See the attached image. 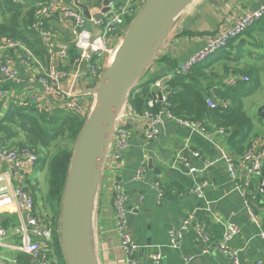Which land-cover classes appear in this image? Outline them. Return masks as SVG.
<instances>
[{"label": "built area", "instance_id": "2783aa9c", "mask_svg": "<svg viewBox=\"0 0 264 264\" xmlns=\"http://www.w3.org/2000/svg\"><path fill=\"white\" fill-rule=\"evenodd\" d=\"M29 1L34 2L36 8L33 29L38 33L42 47L49 57L48 63L44 65L21 41L1 39L0 104L8 99L5 87L18 81L21 67L30 72L31 81L42 87V93H32L24 97L17 95L11 102L22 106L33 105L39 114L68 111L86 117L94 103V92L102 71L112 61L123 35L138 14L144 0H106L107 11L102 13L101 11L105 8L103 6L105 0H103L101 6L90 9L91 15H102L99 21L87 20L74 4L68 5L63 0ZM13 2H21V0H13ZM263 15L264 1L256 10L243 11L231 27L216 31L208 37L202 49L180 63L170 74L153 81L150 89L154 97L147 102L148 110L139 114L127 102L120 113L104 167L110 172L109 188L113 195L112 206L115 212L116 231L121 241L123 264H137L135 254L139 246L134 242L128 230V217L131 213L128 208L129 195L114 170L123 162L124 154L129 148L132 124L136 121L141 123L139 133L145 142L152 141L159 136L164 119L174 121L177 125L204 137L208 136L210 131L224 136L223 129L204 128L200 123L174 117L169 112V105L166 102L170 91L167 83L176 74H188L195 66L216 57L228 47L232 40L243 36L249 28L256 25ZM58 29L62 31L61 36L56 33ZM83 80L85 85L82 83ZM237 80L233 77L225 80V83L232 86ZM206 104L211 109L219 105L224 109L228 107L227 102L218 104L214 98H207ZM156 106L158 108L154 110ZM219 150L230 179L235 180L237 171L233 154L222 148ZM194 156L199 157V154L195 153ZM37 161L36 154L24 148L10 147L0 134V213L14 214L17 218L12 233L0 224V251L6 250L27 255L32 261L29 264H56L52 257L54 229L43 219V214L37 209L31 191L27 187V178L34 172ZM241 162L248 164L247 186L250 181H254L259 194L264 197V155L255 152L250 147L242 155ZM183 166L190 175H198L201 172L186 160H183ZM146 174L147 163L144 160L140 162L133 181H142ZM206 186L207 183L197 182L191 193L201 199ZM242 198L257 228L259 238L264 241V227L246 201V192L242 194ZM190 228L197 232L200 241L204 244L208 243L209 239L203 234L201 226L193 215H190L182 220L180 230H169V248L179 251L183 235ZM238 232L236 227L230 226L214 248L204 252L206 254L212 251L219 252L225 254L232 264H241L239 252L231 251L229 246ZM14 241L20 244L14 245L12 243ZM150 260L153 264H160L162 261L160 251L151 253ZM192 260L193 257L184 258L187 264ZM0 261L27 264L17 257L7 255H0Z\"/></svg>", "mask_w": 264, "mask_h": 264}, {"label": "crops", "instance_id": "0c3cea01", "mask_svg": "<svg viewBox=\"0 0 264 264\" xmlns=\"http://www.w3.org/2000/svg\"><path fill=\"white\" fill-rule=\"evenodd\" d=\"M66 1V4L72 5L75 0ZM263 1L196 0L183 12L174 35L146 72L144 83L170 74L180 63L202 49L208 37L219 29L231 27L243 11L256 10ZM56 33L62 35L60 29L56 30ZM242 38H246L247 45L244 49L250 44L247 39L255 40L246 35ZM257 80L260 87L261 82ZM82 83L85 85L84 80ZM5 91L8 99L0 104V116L8 110L9 103L15 96L41 94L42 87L31 81L29 71L20 67L18 81L7 85ZM86 101L89 102L88 99ZM261 105H264V100ZM141 126L137 121L132 124L129 148L124 154L123 162L114 170L129 195L128 208L130 211L139 210L133 231L129 232L139 246L135 254L137 264H153L150 255L158 251L162 255L160 264H187L185 257H193L192 262L188 264H232L225 254L204 252L214 248L230 226L239 231L229 243L231 251L239 252V262L264 264V241L258 236L242 194L246 192V201L263 227L264 197L259 194L254 181H250L247 186L248 164L241 162L242 155H236L223 143L222 136L211 131L204 137L177 125L174 121L164 119L159 136L145 142L140 137ZM208 128L215 127L209 125ZM260 129L264 131V126L257 131ZM219 148H226L227 152L233 154L237 171L235 180L230 179L226 164L221 160ZM251 148L264 155V135L255 133L251 139ZM195 153H198L199 157H195ZM144 160L147 163L146 177L142 181L134 182L133 177L140 162ZM183 160L201 172L198 175H190L183 166ZM35 173L34 171L31 175ZM109 179L110 172L104 167L93 211V242L100 264H123ZM197 182L207 183L201 199L191 193ZM256 194L260 195L258 204ZM190 215H193L201 226L203 234L209 239L208 243L200 241L197 232L190 228L183 235L179 251L169 248V230H180L182 220ZM16 222L14 214L0 213V224L9 233L13 232Z\"/></svg>", "mask_w": 264, "mask_h": 264}, {"label": "trees", "instance_id": "16d2710c", "mask_svg": "<svg viewBox=\"0 0 264 264\" xmlns=\"http://www.w3.org/2000/svg\"><path fill=\"white\" fill-rule=\"evenodd\" d=\"M81 1L93 8L86 0ZM35 9L34 2L29 0H0V40L21 41L47 65L49 57L42 47L38 33L33 29ZM259 25L264 26V15L258 25L253 26V29L249 28L243 36L250 35ZM243 36L232 40L216 57L195 66L188 74H176L167 83L170 91L166 99L169 112L174 117L200 123L204 128L212 125L223 129V143L236 155H243L251 147V139L255 135L253 120L244 111L242 100L260 85L256 80L252 88L249 87L247 91L244 88V84L251 80L252 73L257 78L258 70L255 67H247L242 71L233 68L232 74L239 75L235 85H227L223 78L224 74L231 75L230 66L227 64L238 63L245 52L244 47L247 44ZM233 47L237 50L235 55L231 53ZM220 62L223 65L222 75L216 70V65ZM153 81L141 84L129 96L128 103L139 114L148 110L147 102L154 97L150 89ZM207 98H214L218 104L227 102L228 107L224 109L219 105L211 109L206 104ZM157 108L158 106L154 107V110ZM55 114L57 113L39 114L33 105L22 106L10 102L8 110L0 116V134L10 147L24 148L37 155L38 161L34 170L36 173L45 170L46 197L42 207L36 192L37 183H27V187L39 211H45L46 205L50 207L48 212L52 217L43 215V219L54 229L53 253L61 255V202L73 149L86 117L68 113L61 122H57ZM259 196L255 195L256 204L259 203Z\"/></svg>", "mask_w": 264, "mask_h": 264}, {"label": "water", "instance_id": "95a60500", "mask_svg": "<svg viewBox=\"0 0 264 264\" xmlns=\"http://www.w3.org/2000/svg\"><path fill=\"white\" fill-rule=\"evenodd\" d=\"M195 1L146 0L129 24L112 61L102 71L94 103L73 149L61 202L59 235L66 264H100L94 248L92 218L117 119L136 85L174 35L183 12ZM106 5L105 0L103 6ZM74 6L87 20L101 19V14L91 15L81 0H75ZM106 11L105 7L101 12ZM258 116L264 121V105L259 107ZM149 164L151 168L152 160ZM138 214V209L131 211L129 232ZM23 261L32 263L27 255Z\"/></svg>", "mask_w": 264, "mask_h": 264}, {"label": "rangeland", "instance_id": "374dc122", "mask_svg": "<svg viewBox=\"0 0 264 264\" xmlns=\"http://www.w3.org/2000/svg\"><path fill=\"white\" fill-rule=\"evenodd\" d=\"M63 1L67 2L66 0H63ZM68 1L70 2L71 0H68ZM86 1L90 4V7H93V8H89L92 10L95 8V6L98 7L99 4H100L99 6H101L103 0H86ZM247 37L255 38V40L247 39L250 44L248 45V47L245 48V52H244V54L241 55L240 61L238 63L231 62V63L227 64L230 66L229 70H231V75H229V74L225 75L223 73L224 74L223 78H225L227 80V79H230L233 77H235V78L239 77V75L232 74L233 68H235L239 71H242L247 67H255L258 70L257 78H256L255 74L252 73L251 80L244 84V88H245V91H247L249 87L252 88V86L255 85V81L257 79L260 80L261 86L258 87L257 89H254L250 93L249 96L243 98L242 102H243V106H244V111L246 112V114L249 117H251L253 119L254 132L256 131L255 133H257L258 135H264L263 130L260 129L259 131H257V129L264 126V121H262L258 116V109L264 100V26L259 25L257 27V30L251 32L250 35H248ZM258 43L260 44V47L257 46ZM254 44H256V45H254ZM236 45H237V43L235 44V46ZM236 51L237 50L234 47L231 49V53H233L234 55L236 54ZM253 56H254V58H253ZM221 64L222 63L220 62L218 65H216V70L222 75V72H223L222 66L223 65H221ZM144 81H145V78L143 77L141 79L140 83L136 85L134 91L137 90L139 88V86L144 83ZM68 113H69L68 111H61V112L55 114L56 115L55 120L57 122L58 121L61 122V120L64 119L65 115H67ZM225 150H228V149L225 148ZM44 180H45V170H40L37 173H35L29 177V183L30 184H32L34 182L37 183L36 192H37V196L39 199L38 201H39L41 207L43 206L44 199L46 197V186H45ZM45 209H46L45 211L42 209L40 211V213H42L43 215H47V216L49 215V217L51 218L52 215L48 212L50 210V207L48 205H46ZM12 243L14 245L20 244L19 242H15V241ZM8 254H10V255H8ZM0 255H3V256L7 255L9 257H17L21 262H23V259H24V255L19 253V252H11V251H6V250H1ZM52 257H53L54 262L56 264H66L62 252H61V255H59V254L55 255L52 253ZM8 263H10V262H8ZM8 263L4 262V264H8Z\"/></svg>", "mask_w": 264, "mask_h": 264}]
</instances>
